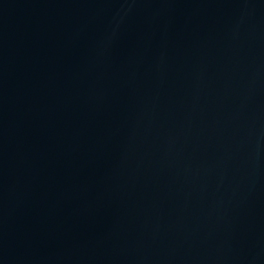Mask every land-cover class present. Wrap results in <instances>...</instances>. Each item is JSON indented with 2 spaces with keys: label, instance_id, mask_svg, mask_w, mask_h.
<instances>
[{
  "label": "water",
  "instance_id": "1",
  "mask_svg": "<svg viewBox=\"0 0 264 264\" xmlns=\"http://www.w3.org/2000/svg\"><path fill=\"white\" fill-rule=\"evenodd\" d=\"M0 264H264V0H0Z\"/></svg>",
  "mask_w": 264,
  "mask_h": 264
}]
</instances>
